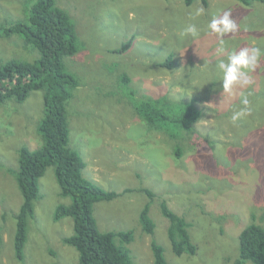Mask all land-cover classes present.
I'll return each mask as SVG.
<instances>
[{
  "label": "rangeland",
  "instance_id": "1",
  "mask_svg": "<svg viewBox=\"0 0 264 264\" xmlns=\"http://www.w3.org/2000/svg\"><path fill=\"white\" fill-rule=\"evenodd\" d=\"M73 22L78 52L64 57L80 84L67 104L69 146L85 162L84 178L105 191L119 193L97 201L92 215L101 232H132L124 246L133 264H152V241L163 247L165 264H232L238 235L249 224L264 227V55L250 84L223 91L218 65L244 47L264 53V4L245 6L234 0H54ZM34 0H0V26L25 21ZM203 8L201 15L197 9ZM230 11L235 33H214L211 20ZM194 25L196 35L185 34ZM133 37V39H131ZM131 39L124 52H117ZM221 40L224 51L220 52ZM172 65L165 67L168 55ZM251 55V49H249ZM39 52L19 37H0V62H32ZM126 76L129 82L124 84ZM145 98H162L165 109L193 102L199 110L190 132L174 124L152 128L134 110ZM248 115L233 120L244 108ZM134 106V107H133ZM43 113L42 92L23 103L0 105V264H77L74 248L62 243L73 232L70 217L53 220L60 196L54 167L39 179V197L28 220L23 260L15 258V215L22 203L14 175L18 149L41 144L36 132ZM178 118L179 112H178ZM179 148L177 157L175 150ZM155 194L153 200L141 192ZM184 218L196 246L193 256H175L167 236L169 222L160 202ZM150 201V203H149ZM149 203L154 223L149 235L139 214ZM250 264V263H246Z\"/></svg>",
  "mask_w": 264,
  "mask_h": 264
},
{
  "label": "trees",
  "instance_id": "2",
  "mask_svg": "<svg viewBox=\"0 0 264 264\" xmlns=\"http://www.w3.org/2000/svg\"><path fill=\"white\" fill-rule=\"evenodd\" d=\"M190 6L195 0H182ZM206 7L207 0H200ZM245 6L253 3L264 4V0H234ZM19 37L25 45L34 47L39 57L32 61L9 59L0 62V105L6 101L23 103L31 92L41 91L43 113L38 121L36 132L41 140L38 148L31 150L26 146L18 149V168L11 171L14 175L22 203L15 215L13 248L15 258L23 260V248L27 240L28 220L34 215L33 202L39 197V179L49 166L54 167L55 179L60 188V196L68 197L69 204L56 206L53 220L70 217L73 232L62 238V243L74 248L78 255L77 264H133L128 250L117 245L115 237L128 244L132 232H101L92 215L93 204L97 201H111L119 193L105 191L82 175L85 162L77 151L69 146V122L67 104L72 92L80 84L64 63V57L78 52V36L68 14L55 5L54 0H34L25 21H16L0 26V37ZM133 39V37H131ZM125 42L117 52H124L131 45ZM165 67L172 65L169 54ZM124 84L129 78H122ZM162 98H145L135 103L137 115L152 128L177 125L179 132H190L191 125L198 120L200 112L193 102L178 104V110L165 109ZM178 112L180 118H178ZM177 157L180 150H175ZM144 193L151 201L155 194L146 188L126 190L125 192ZM149 201V203H150ZM149 203L139 214L143 231L153 234L154 223L148 215ZM160 212L169 222L167 236L175 256H193L196 246L188 233V223L172 212L164 200L160 202ZM0 237V248H1ZM238 256L232 264H264V227L251 223L238 235ZM152 264H165L163 247L152 241Z\"/></svg>",
  "mask_w": 264,
  "mask_h": 264
},
{
  "label": "clouds",
  "instance_id": "3",
  "mask_svg": "<svg viewBox=\"0 0 264 264\" xmlns=\"http://www.w3.org/2000/svg\"><path fill=\"white\" fill-rule=\"evenodd\" d=\"M204 9H197L196 15L203 14ZM231 12L225 11L222 16L216 18L214 17L208 27L214 33H219L221 35L225 33H235L238 30L236 22L230 19ZM196 35V28L194 25L189 26L185 30V34ZM249 49H251V55H249ZM218 51L223 52V40H221V47ZM264 53L258 47H244L238 52H234L228 57V61H221L218 65L219 69L223 72V83L222 88L226 93H230L235 85H248L250 84V78L248 72L255 71L259 66L258 62ZM242 103L245 105L239 111L234 112L232 119L235 121L246 115H248L247 110V99H244Z\"/></svg>",
  "mask_w": 264,
  "mask_h": 264
}]
</instances>
